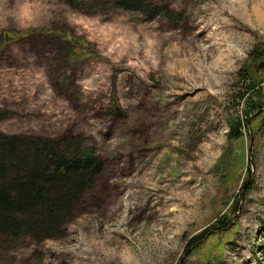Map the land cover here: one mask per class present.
Returning a JSON list of instances; mask_svg holds the SVG:
<instances>
[{
    "label": "rangeland",
    "instance_id": "obj_1",
    "mask_svg": "<svg viewBox=\"0 0 264 264\" xmlns=\"http://www.w3.org/2000/svg\"><path fill=\"white\" fill-rule=\"evenodd\" d=\"M152 2L0 0V131L105 161L0 264H264V0Z\"/></svg>",
    "mask_w": 264,
    "mask_h": 264
},
{
    "label": "trees",
    "instance_id": "obj_2",
    "mask_svg": "<svg viewBox=\"0 0 264 264\" xmlns=\"http://www.w3.org/2000/svg\"><path fill=\"white\" fill-rule=\"evenodd\" d=\"M63 1L79 8L78 0ZM108 1L149 18L169 11L152 0ZM9 35L14 39L18 34ZM3 117L0 112V121ZM81 138L0 131V247L27 235L39 241L57 237L75 216L105 166L94 149L81 144Z\"/></svg>",
    "mask_w": 264,
    "mask_h": 264
}]
</instances>
